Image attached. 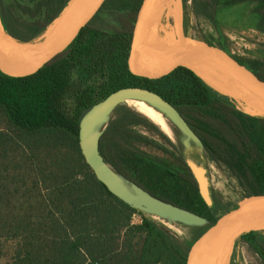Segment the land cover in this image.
<instances>
[{"label":"trees","instance_id":"obj_1","mask_svg":"<svg viewBox=\"0 0 264 264\" xmlns=\"http://www.w3.org/2000/svg\"><path fill=\"white\" fill-rule=\"evenodd\" d=\"M67 1L0 0L4 31L18 42L34 41ZM140 1L104 0L74 39L37 71L17 78L0 73V257L3 243L12 244L4 264H182L176 236L108 191L80 152V118L120 87L158 93L196 133L207 160L236 180L239 192H264V114L246 111L191 71L156 79L122 71V48ZM189 1L190 9L210 22L222 6L251 3L264 35V0ZM99 16L111 28L93 25ZM216 40L210 35L205 42ZM247 55L264 67V60ZM171 61L145 64L139 57L144 66ZM114 110L117 115L98 142L103 159L164 201L188 211L203 205L197 181L170 137L125 103ZM134 213L140 215L137 223L131 222ZM236 242L264 264L263 229L244 231Z\"/></svg>","mask_w":264,"mask_h":264},{"label":"water","instance_id":"obj_2","mask_svg":"<svg viewBox=\"0 0 264 264\" xmlns=\"http://www.w3.org/2000/svg\"><path fill=\"white\" fill-rule=\"evenodd\" d=\"M103 1L68 0L59 14L48 25L45 32L31 42H18L12 38L4 31L0 18V73L10 78H17L37 71L74 39L81 27L91 19ZM162 3L163 0L140 1L127 29V35L122 48L120 67L123 72L156 79L176 76L190 71L197 74L198 70L233 69L256 76L264 85V67L259 65L249 55L234 49L217 50L214 46L207 43L203 45L199 44L193 49L186 50L182 58H174L169 63L152 66L141 65L139 57L142 51V38L152 25ZM50 26H53V30L50 35L45 36ZM9 42L21 45L35 44V47L29 56L20 61L18 55L11 51ZM157 42L167 46H177L178 44H174L173 39L160 35ZM214 88L219 90L216 87ZM226 94L230 95L229 93ZM230 96L237 100L234 96ZM128 100H142L149 103L164 113L187 138L199 142L196 133L179 111L158 93L140 86H124L108 93L104 98L91 105L82 115L78 124L80 152L96 179L123 202L143 212L168 217L180 216L183 224L176 236L179 258L182 264H197L193 254V247L196 243L193 236L198 227L203 225L211 216L222 213L264 212V192L237 193L211 197L208 182L203 175V169L196 162L184 158L197 181L199 193L204 201L203 205L196 210L188 211L152 195L138 184L123 178L103 159L98 151L99 138L105 126L100 131H93V127L100 120L107 123L110 112L118 104L125 103ZM123 179L131 185L136 194L127 189L122 182ZM251 229L264 230L262 227L249 226L236 234L238 236L240 233Z\"/></svg>","mask_w":264,"mask_h":264},{"label":"rangeland","instance_id":"obj_3","mask_svg":"<svg viewBox=\"0 0 264 264\" xmlns=\"http://www.w3.org/2000/svg\"><path fill=\"white\" fill-rule=\"evenodd\" d=\"M189 5V0L185 3H183L182 0H163V3L159 8L156 17L154 18L152 25L144 35L141 50L146 48L150 43L157 42L159 35L171 38L173 39V43L177 44L179 39L177 32L179 24L188 43L189 50L193 49L196 45L206 44L205 40L210 35H213L217 38V40L216 44H213L212 46H214V48L217 50L234 49L246 54L250 52L255 54L258 58L264 60V35L256 26V19L254 18V14L252 12L253 4L237 3L231 5V7L222 6L213 22L208 21L203 16L196 15L190 9ZM102 15L105 18L112 19V14H107V12H105ZM103 16L97 17L94 20L93 25L104 28H111L110 26H108ZM75 85H77L76 82ZM217 88L232 95L229 92L228 87L224 88L222 86H217ZM232 96L237 99L236 101L238 105L243 107L246 111L251 113H264V110H262L257 105L235 95ZM137 103L138 100H128L125 102V104L130 108L148 117L152 122L157 124L158 127L163 130L176 144L179 151L186 160L188 159L190 161L196 162L198 166L203 169V175L208 182L209 194L211 197L227 196L231 194L241 193L239 192L236 180L228 173L225 168L217 166L207 160L204 151L198 141L187 138L178 130V128L168 119V117L164 113H162L155 107L152 106L158 112L156 113L160 116L158 120L155 118H151L149 115L138 109ZM116 115L117 112L115 110H112L109 114L108 120L115 117ZM105 125L106 122L100 120L95 123L93 131H100ZM138 129L147 134H150V132H148L143 127H139ZM137 147H140L147 153H150V155L163 158L167 157L166 154L162 153L159 150L148 148L142 145H137ZM122 182L127 187V189L130 190V192L136 194V192L132 189L131 185L126 180L123 179ZM143 213L147 217L155 221L158 225L165 227L175 236H177L183 224V220L180 216L168 217L155 213ZM239 213H222L208 218L203 225L198 227L193 236V239L196 241H212L214 243L215 239L217 238L216 234L219 230H208L209 225L214 221L217 222L222 218H230ZM139 221L140 215L138 213L132 214L131 222L137 223ZM253 226L264 228V223L256 224ZM236 239L237 234H234L230 239H228V244L225 247L224 264H261L258 257L251 250H249L246 245L241 242H236ZM2 247L3 252L0 257V263L4 264L9 260L11 256L12 244L10 242H5L3 243Z\"/></svg>","mask_w":264,"mask_h":264},{"label":"bare ground","instance_id":"obj_4","mask_svg":"<svg viewBox=\"0 0 264 264\" xmlns=\"http://www.w3.org/2000/svg\"><path fill=\"white\" fill-rule=\"evenodd\" d=\"M178 26L177 32L179 42L177 46H167L158 42L150 43L148 45L149 49L144 48L140 53V57L145 64H151L163 59L173 60L174 58H182L185 55L186 50H188V43L179 24ZM52 30L53 26H50L46 31L45 36L50 35ZM159 44L162 47L161 49L159 48ZM9 46L11 51L18 55V59L21 61L29 56L34 49L35 44L21 45L15 42H9ZM197 74L212 86L216 88L217 86H222L224 88L228 87L229 92L232 95L245 99L264 110V85L258 80V78L241 71L222 68L214 70H198ZM144 103L146 105L137 104L138 109L149 115L151 118L158 120L160 118L157 114L158 112L146 102ZM261 223H264V212H241L230 218L210 224L208 230H219L216 234L217 238L214 243L212 241H196L193 247V254L196 263L224 264L225 247L228 244V239L244 228Z\"/></svg>","mask_w":264,"mask_h":264}]
</instances>
